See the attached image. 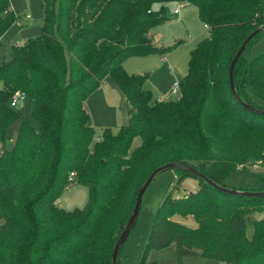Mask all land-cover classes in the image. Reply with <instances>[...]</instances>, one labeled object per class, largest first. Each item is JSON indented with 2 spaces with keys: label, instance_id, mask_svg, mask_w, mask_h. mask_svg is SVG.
Returning a JSON list of instances; mask_svg holds the SVG:
<instances>
[{
  "label": "trees",
  "instance_id": "obj_1",
  "mask_svg": "<svg viewBox=\"0 0 264 264\" xmlns=\"http://www.w3.org/2000/svg\"><path fill=\"white\" fill-rule=\"evenodd\" d=\"M175 1L196 9L208 35L189 52L178 97L159 100L144 88L146 75H128L122 63L180 44L162 48L150 37ZM40 6L39 35L0 61V142L20 117L9 105L14 92L30 99L37 121L36 128L20 121L12 148L0 152V264H111L137 189L155 167L184 162L223 187L236 165L246 170L264 161V114L258 112L264 111V53L248 55L264 29L233 66L237 98L228 81L233 56L264 25V0H40ZM14 22L8 0H0V38ZM106 77L125 99L127 116L94 141L85 101ZM173 170L175 187L186 177L197 187L163 196L142 255L172 247L176 258L264 264V195L231 194ZM259 177L262 185L250 192L264 191ZM71 181L87 188V199L82 208L65 210L54 201ZM249 211L261 216L246 237ZM175 215L190 216L193 225Z\"/></svg>",
  "mask_w": 264,
  "mask_h": 264
},
{
  "label": "rangeland",
  "instance_id": "obj_2",
  "mask_svg": "<svg viewBox=\"0 0 264 264\" xmlns=\"http://www.w3.org/2000/svg\"><path fill=\"white\" fill-rule=\"evenodd\" d=\"M8 4L14 13L15 22L0 38L1 62H6L9 59L11 47L22 45L27 40L36 38L40 33L42 24L40 0H8ZM171 9L172 5H169L167 20L150 30L151 40L158 47L172 49L174 45L180 43L170 52L162 55L166 59V64L158 65L154 56L149 55L146 58H133L130 60L132 64L127 69L129 73L124 70L128 75H146L147 79L144 88L148 89L155 98L160 100L178 97L179 92L171 94L169 89L176 79L180 80L185 75L189 52L208 35L203 25L199 22L196 12H192L191 18L184 19V14L190 9L195 11L191 5L186 4L180 10L179 18H174L169 14ZM263 53L264 36L255 41L249 48L248 55L250 58H254ZM168 68L172 70L171 73ZM108 81L112 82L108 77L103 80L104 83H110ZM103 88L105 89L107 86L104 84ZM113 93L114 96L108 95L109 99L101 101L100 104L96 101L93 105L91 99L87 102V112L90 115L93 126L94 141L99 138L102 128L108 127L115 132L122 125V118L126 117V103L123 102L122 104L119 97H116L117 93L115 91ZM89 98H92L91 95L87 97V99ZM31 105L30 99L25 97L14 107L20 117L6 128L3 141L0 142V152L3 149L9 150L12 148L20 121H27L31 126L37 127V121L30 114ZM137 143L138 138H135L133 144L136 145ZM244 166L236 165L237 169L227 173L221 181L222 186L238 191H249L260 187L262 182L259 174L261 173L264 179V161L260 163L259 160H256L246 170H243ZM175 178L176 173L173 169H165L158 172L150 181L142 195L135 224L120 247L116 264H139L141 260H143L141 264H221L216 260L203 258L199 255L176 258L172 247L150 249L142 255L144 241L154 212L163 196L168 192H171L172 196H179L184 192L194 191L197 187L196 179L192 177L184 178L175 187ZM86 199L87 188L71 181L60 192L54 202L61 208L70 210L82 208L86 203ZM260 216L261 213L259 212L249 211L244 213L246 237H250L252 221ZM173 219L193 225L190 216L180 217L175 215Z\"/></svg>",
  "mask_w": 264,
  "mask_h": 264
},
{
  "label": "water",
  "instance_id": "obj_3",
  "mask_svg": "<svg viewBox=\"0 0 264 264\" xmlns=\"http://www.w3.org/2000/svg\"><path fill=\"white\" fill-rule=\"evenodd\" d=\"M264 29V25H261L260 27H258L257 29H255L252 33H250L245 40L242 42L241 46L239 47V49L237 50V52L235 53V55L233 56L230 65H229V71H228V81H229V87L231 90V93L234 95L235 98V90L234 87L232 85V81H231V73H232V69L233 66L237 60V58L240 56V54L242 53L244 47L246 46L247 42L255 35L257 34L259 31ZM248 107V106H247ZM251 110H254L251 107H248ZM256 111V110H254ZM259 113L264 114V111H258ZM173 168H177L186 172H189L190 174L208 182L210 185L214 186L215 188L222 190L224 192H228L231 194H236V195H246V196H259V195H264V191L262 192H250V191H238V190H233V189H227L221 186H218L216 184H214L213 182H211L208 178H206L201 172H199L198 170H196L195 168H193L190 165L185 164L184 162H180V161H169L166 162L160 166L155 167L149 174L148 176L145 178V180L142 182V184L139 186V188L137 189L135 198H134V202H133V206L131 209V212L128 216V219L124 225L123 230L121 231L120 235L118 236V238L116 239L115 243L113 244L112 247V252H111V259H110V263L111 264H116V257H117V253H118V249L119 247L122 245V243L125 241L127 235L129 234V232L131 231V229L133 228L136 218H137V214L139 211V207L141 204V199H142V195L146 189V187L148 186V184L150 183V181L153 179V177L160 171L165 170V169H173Z\"/></svg>",
  "mask_w": 264,
  "mask_h": 264
},
{
  "label": "crops",
  "instance_id": "obj_4",
  "mask_svg": "<svg viewBox=\"0 0 264 264\" xmlns=\"http://www.w3.org/2000/svg\"><path fill=\"white\" fill-rule=\"evenodd\" d=\"M193 7V6H192ZM194 8V7H193ZM10 9V8H9ZM11 11H12V9H10ZM172 10H173V6H172V9H171V11H170V13L169 14H171V16H173L174 18H179L180 17V14H181V12L179 11L178 12V14L177 15H172ZM194 10L195 11H191V9L186 13V14H184V19H187V18H191V16H192V12H196V9L194 8ZM13 12V11H12ZM204 27V26H203ZM204 29H205V27H204ZM205 31H207L206 29H205ZM150 37H151V35H150ZM151 56H154V58L157 60L156 62L158 63V65H160V64H163V65H165L166 64V59H165V57L164 56H158V55H151ZM147 57V56H146ZM146 57H141V58H146ZM133 58H128V59H126L123 63H122V67L124 68V70L127 72V73H129V70H127V69H129V67H130V64H132L131 62L132 61H130V60H132ZM142 60V59H141ZM169 69V72L171 73L172 72V70L170 69V68H168ZM147 79V78H146ZM176 80H178V79H176ZM108 82H110V81H108ZM102 84H100V86L99 87H97V89H95L94 91H93V93H91L90 95H91V97L92 98H89V99H86V101H85V107H86V109H87V102H88V100H90L91 99V103H93V105L95 104V102L97 101V103H101V101H106L107 99H109V96H111L112 97V95L114 94L113 92L115 91L116 93H117V95H116V97L118 96L119 97V99H120V101H121V103L123 104V102L124 103H126V101H125V99L123 98V96L119 93V91L117 90V88L114 86V84L112 83V82H110V83H104L103 81L101 82ZM105 84V86H107V88H103L104 87V84ZM145 83H146V80H145V82H144V85H145ZM143 85V86H144ZM119 93V94H118ZM92 95H94V96H92ZM109 95V96H108ZM119 95H121V96H119ZM114 96V95H113ZM89 97V96H88ZM122 97V98H121ZM157 99V98H156ZM160 100V99H159ZM126 108L128 109V105H127V103H126ZM89 114V113H88ZM90 116V115H89ZM126 116H127V110H126ZM125 121H126V117L124 116L123 118H122V121H121V124H124L125 123Z\"/></svg>",
  "mask_w": 264,
  "mask_h": 264
},
{
  "label": "built area",
  "instance_id": "obj_5",
  "mask_svg": "<svg viewBox=\"0 0 264 264\" xmlns=\"http://www.w3.org/2000/svg\"><path fill=\"white\" fill-rule=\"evenodd\" d=\"M172 6H173L172 15H177L178 12H179L182 8H184V7L186 6V3H184V2H179V1H178V2L175 1V2H173ZM204 27H205V26H204ZM205 29H207V27H205ZM169 92H170L171 94H177V93L179 92L178 80H175V81L172 83V85H171V87H170V89H169ZM24 98H25V94H24L23 92H21V91H16V92H14L13 95L11 96V98H10V100H9V105H10L11 107H15L16 104H17L18 102L22 101ZM71 176H72V173H70L69 180H70V177H71Z\"/></svg>",
  "mask_w": 264,
  "mask_h": 264
}]
</instances>
